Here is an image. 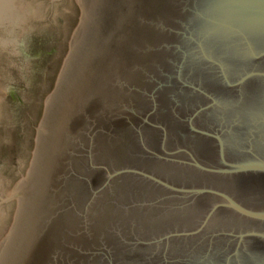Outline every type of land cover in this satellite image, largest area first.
Masks as SVG:
<instances>
[{"label": "water", "instance_id": "95a60500", "mask_svg": "<svg viewBox=\"0 0 264 264\" xmlns=\"http://www.w3.org/2000/svg\"><path fill=\"white\" fill-rule=\"evenodd\" d=\"M0 20V264H264V0H18Z\"/></svg>", "mask_w": 264, "mask_h": 264}, {"label": "clouds", "instance_id": "9594fccd", "mask_svg": "<svg viewBox=\"0 0 264 264\" xmlns=\"http://www.w3.org/2000/svg\"><path fill=\"white\" fill-rule=\"evenodd\" d=\"M5 18L12 21L13 24H19L22 17L18 14V0H0V20ZM3 42H0V47Z\"/></svg>", "mask_w": 264, "mask_h": 264}, {"label": "rangeland", "instance_id": "374dc122", "mask_svg": "<svg viewBox=\"0 0 264 264\" xmlns=\"http://www.w3.org/2000/svg\"><path fill=\"white\" fill-rule=\"evenodd\" d=\"M3 99H4V96H3V92H2V88H1V84H0V107H1V104L3 102Z\"/></svg>", "mask_w": 264, "mask_h": 264}]
</instances>
